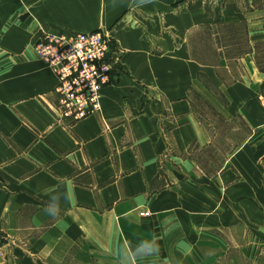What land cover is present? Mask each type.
Instances as JSON below:
<instances>
[{
  "label": "crops",
  "instance_id": "obj_1",
  "mask_svg": "<svg viewBox=\"0 0 264 264\" xmlns=\"http://www.w3.org/2000/svg\"><path fill=\"white\" fill-rule=\"evenodd\" d=\"M219 24L238 37L236 55L205 63L190 37ZM97 29L120 60L100 110L76 120L34 44ZM262 91L264 0H0V264H224L218 243L182 233L216 218L202 215L216 195L205 199L187 157L214 142L196 102L249 125L238 163L253 164Z\"/></svg>",
  "mask_w": 264,
  "mask_h": 264
},
{
  "label": "rangeland",
  "instance_id": "obj_2",
  "mask_svg": "<svg viewBox=\"0 0 264 264\" xmlns=\"http://www.w3.org/2000/svg\"><path fill=\"white\" fill-rule=\"evenodd\" d=\"M203 28L195 30L190 37V48L192 47L194 55L192 52L191 54L194 57L205 63L212 62L217 64L221 56L227 57L236 55L235 43L238 37L236 35H231L232 31L229 26L219 24L218 26L210 28L209 31ZM97 30L105 31V35L109 36V60H112V56L117 57V62L112 66L111 76L109 78L110 82L107 83L110 84L114 80V74L120 60L119 54L121 51L113 47L114 41L110 30ZM70 33L86 32H46L39 37L34 44L36 54V43L44 35V37H47L53 34L69 35ZM43 63L45 64V62ZM45 66L47 65L45 64ZM48 68L53 73L52 69L50 67ZM235 68L236 66L234 65L232 73L234 72L235 74L229 77L230 80H233L232 78L236 75ZM93 72L94 67L92 66L86 68L82 67L78 75H75L76 77L68 78L69 83L73 85V81L77 85L81 80L87 82L85 78L87 77L88 81L94 84L96 79L93 76ZM63 74L68 77L70 69L65 67ZM225 78L227 79L226 76ZM56 81L54 91L59 97V106L63 114L73 116L76 120L90 116L91 114L87 116H76L77 110L89 105L88 98L90 96L85 95L84 99H81L82 97L76 98V94L80 92V90L73 86L71 89L67 90L68 84L66 82L65 84L67 85H65V88L60 92L58 90L57 78ZM202 81L205 82L207 86L212 87L208 80L202 79ZM107 84L103 85L100 89V98L98 99L99 108L92 113L93 115L101 108V92L103 87ZM261 94L259 96L260 105L264 109ZM196 104L197 122L211 130L214 142L211 146L193 150L191 157L187 156L193 162L190 169L193 166L194 173L192 172V176H194V179L191 180L195 182L198 187L204 185L208 188L210 192L208 195L207 193L205 194V199H209L216 195V207L212 212H205L202 214L203 216H214L216 218L199 221L196 226L191 228V233H189L188 230L186 232L184 229L182 233L186 236H198L197 241L201 244L211 242V240H213L212 242L218 243L223 256L220 259H225L224 264H264V133L259 140L261 143H259L258 148L263 152L259 154L258 163L251 164L246 161L244 164H239L238 154L241 151L243 152L245 143L248 144L247 151L250 150L248 149L250 146L249 140L253 133L249 125L241 118H233L226 121L227 119L213 110L209 104L200 98V96ZM243 136L246 138L245 143H241ZM240 145L242 146L239 151ZM167 151L170 153L172 152L171 148ZM170 153L166 152L164 154L165 158L169 157ZM171 155L173 156L174 154ZM186 155H190V152L188 151ZM200 160L204 165H194ZM189 171V169H186L187 173H185V175L183 174L182 178L179 179L180 183L191 178L188 176L191 175ZM196 176L198 177L197 179ZM225 192L228 194V197ZM142 211H148L149 215H151L150 211L146 209L140 210L138 214L140 215ZM8 243L13 244L12 241H8ZM8 250L12 249L6 247V252L2 253V255L13 256L12 251L8 252ZM25 252L28 253L27 251ZM31 253L32 252L29 254L35 256L34 253ZM223 253H226L225 256ZM7 256L3 259L6 260ZM205 256L208 257L209 255L205 254ZM232 258H234L233 261L231 260Z\"/></svg>",
  "mask_w": 264,
  "mask_h": 264
},
{
  "label": "built area",
  "instance_id": "obj_3",
  "mask_svg": "<svg viewBox=\"0 0 264 264\" xmlns=\"http://www.w3.org/2000/svg\"><path fill=\"white\" fill-rule=\"evenodd\" d=\"M44 36L36 43L37 55L52 69L58 80V90L61 92L67 84V90L72 86L77 87L80 92H77L76 98L84 99L85 95L90 97L89 105L77 110L76 116L94 113L99 108L100 89L110 82L112 66L117 62L116 56H112V60L108 58L109 36L105 35V31L99 30ZM89 66L94 67L93 76L96 79L94 84L90 83L87 77H85L87 82L81 80L77 85L73 81V85L69 83L68 78L76 77L82 67ZM65 67L70 69L68 77L63 74ZM261 98L264 104V91ZM148 215V211L140 212V216Z\"/></svg>",
  "mask_w": 264,
  "mask_h": 264
}]
</instances>
